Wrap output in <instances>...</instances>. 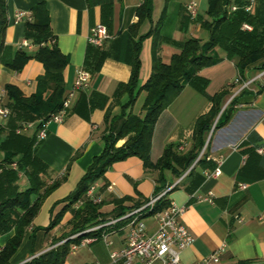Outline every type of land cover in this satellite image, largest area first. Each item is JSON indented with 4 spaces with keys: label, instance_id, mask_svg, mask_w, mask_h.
I'll return each instance as SVG.
<instances>
[{
    "label": "crops",
    "instance_id": "obj_1",
    "mask_svg": "<svg viewBox=\"0 0 264 264\" xmlns=\"http://www.w3.org/2000/svg\"><path fill=\"white\" fill-rule=\"evenodd\" d=\"M190 1L193 0H151V17L140 23L137 8L144 0H7L9 23L6 44L9 48L4 58L10 60L20 48L28 51L35 49V46L31 49L22 46L26 39V22L32 19V15L31 18L26 15L23 20L16 21L15 12L18 9L31 12L34 5L45 2L55 43L69 60L63 73L67 95L73 88L78 71L85 68L91 28L103 23L110 34L102 47L107 53L106 58L100 68L91 73L89 87L75 93L63 121L50 122L48 135L40 142L41 120L34 122V126L23 133L31 137L36 135L33 154L44 169L34 174L44 185L40 193L49 186L57 185L44 198L10 264H24L66 241H70V253L62 264H105L111 260L113 251L125 247L128 220L114 227L86 232L98 233L94 242H84L92 235L78 239L79 233L73 232L76 220L74 209L78 207L75 204V208H65L68 204L66 198L75 191L94 159L103 153V135L107 126L114 121L117 125L121 123L119 116L129 95L124 94L118 100L116 93L120 84L127 83L131 78L134 41L153 31L143 39L140 51L139 81L143 85L152 73L157 39L160 40L158 55L166 63L170 62L173 54L181 51V44L187 39L209 40V32L202 26L203 20L213 19L207 14L209 0H194L198 2L195 20H190L186 10ZM212 53L219 61L198 72L201 78L207 80L204 89L187 83L181 94L159 116L154 128L151 160L156 162L171 142L180 143L182 152L189 150L193 144L195 122L210 110L211 98L236 83L237 86L230 88L232 94L222 102L219 114L238 95V101L232 105L230 121L216 130L214 125L213 131L211 129L208 134L207 161L197 165L191 176L186 172L175 179L170 171H166L171 184L181 179L166 197L170 203L186 206L182 222L193 235L194 242L181 252L184 264H196L222 246L224 252L216 264H264V71L249 70L246 76L251 82L247 91L239 95L247 82L240 84L242 77L237 58L231 57L221 46L214 48ZM45 72L43 63L36 59L28 61L21 72L0 62L3 103H9L8 84L16 85L31 95L37 91L38 78ZM140 95L145 98L146 92ZM133 109L134 106L127 112H134ZM141 113L140 109L137 114ZM10 122L9 117L0 120V162L14 147L10 142ZM124 142L125 139L120 140L117 146ZM21 157L20 154L13 159L18 161ZM218 166L221 173L214 175ZM26 168L29 171L35 169L32 165ZM157 176L158 171L146 169L144 161L138 156L112 164L101 178V183H94V193L102 198L103 203L92 227L99 225L100 220L117 218L122 211L117 207V199H125L122 204L125 212L131 211L135 203L150 199L154 195ZM16 185L20 191L31 187V178L25 170L19 171ZM39 194H33L32 200H36ZM210 195L212 201L205 199ZM59 213L61 219L58 224L47 230ZM143 221L150 232L157 229L155 217L148 216ZM15 233L14 227L6 232L0 230V251ZM104 233H109L111 244L102 238ZM132 264L146 263L136 260Z\"/></svg>",
    "mask_w": 264,
    "mask_h": 264
},
{
    "label": "trees",
    "instance_id": "obj_2",
    "mask_svg": "<svg viewBox=\"0 0 264 264\" xmlns=\"http://www.w3.org/2000/svg\"><path fill=\"white\" fill-rule=\"evenodd\" d=\"M249 3V0H209L207 14L213 19L202 21L203 28L209 32V40L202 42L200 38L196 37L187 39L181 44V51L173 54L168 63L158 55L160 40L157 39L154 45L152 73L143 85L139 81L140 51L143 39L150 36L153 31H149L134 41L131 78L127 83L120 84L116 93L118 100L124 94L129 95V100L122 107V113L119 116L121 123L117 125L114 121L107 126L103 135V153L94 159L75 191L66 198L68 204L65 205V208L74 207L75 204L77 206L79 200L85 199L90 186L103 178L112 164L130 156L140 157L144 161L146 169L158 171L154 195H158L171 184L165 175L166 171H170L175 179L182 177L186 172L191 176L197 165H203L207 161L208 134L214 125V130H216L230 121L232 105L238 101V95L231 100L220 116L219 114L222 110V102L232 94L230 88L237 86L236 83L211 98L212 107L208 112L200 115L195 122L193 144L189 150L182 152L179 149L180 143L171 142L166 145L162 156L153 162L151 147L154 128L161 113L181 94L187 83L204 89L207 80L201 78L198 72L203 67L214 65L219 61V58L212 53L217 46L225 48L231 57L237 58V66L242 77L240 84L248 80L246 74L249 70L264 71V0H257L252 11H246L245 7ZM232 6H236V10H232L230 8ZM151 9V0H144L142 5L137 8L140 23L143 19L151 17ZM31 13L32 19L26 22L25 38L32 41L35 49L28 51L25 48H20L15 52L13 58L6 60L4 53L9 48L6 44V30L9 23L8 2L0 0V62L5 63L16 72H21L28 61L36 59L43 63L46 71L43 76L38 78L37 91L31 95H27L13 84H8L6 87L9 95V103L6 105L11 108L9 116L11 121L10 142L14 147L0 162V230L6 232L14 227L16 233L1 249L0 264H10V259L20 247L26 229L33 223L44 198L57 185L49 186L40 193V189L44 185L38 181V177L34 174L42 172L44 169L37 163L36 156L33 154L36 135L31 137L23 134L26 131L17 133V129L23 123L43 121L58 112L67 97L63 73L69 60L56 43L52 45L47 43L54 39V35L45 2L34 5ZM188 15L190 20H195L198 16L192 18L190 14ZM244 23H249L253 29L244 30L242 28ZM138 25L139 23L136 24V26ZM102 47L89 44L85 68L91 73L100 68L107 56ZM245 91H247V86L240 91L239 95ZM142 92H146L141 107L142 113L137 114L132 110L127 112L128 108L135 105ZM41 125L40 123L39 128ZM122 139H125V142L121 146H117ZM205 146L206 150L200 156ZM20 154L22 155L20 160L14 161L13 158ZM13 162L18 164L17 169L11 166ZM195 162L196 164L193 166ZM30 165L35 168L34 171L25 169ZM22 170L29 174L31 187L20 191L16 180L19 171ZM33 194H39L34 201L31 198ZM124 201L125 199L116 200L117 207L122 210L116 217L128 212H125L122 207ZM148 201L149 199H146L143 202L135 203L131 210L141 207ZM102 203L103 200L100 203L86 200L83 207L77 206V209L74 207L76 220L73 223V232L80 233L78 239H83L88 235H98V233H85L84 231L96 224L93 221L98 219ZM169 205L167 197H162L153 210L147 214V217L166 209ZM60 219L61 213L52 220L47 230L56 226ZM104 221L100 220L98 224ZM70 246V241H66L24 264H62L70 253Z\"/></svg>",
    "mask_w": 264,
    "mask_h": 264
},
{
    "label": "built area",
    "instance_id": "obj_3",
    "mask_svg": "<svg viewBox=\"0 0 264 264\" xmlns=\"http://www.w3.org/2000/svg\"><path fill=\"white\" fill-rule=\"evenodd\" d=\"M257 0H249V4L245 7L246 11H252L254 4ZM232 10H236V6L230 7ZM187 13L195 18L198 15V2L190 1L186 4ZM26 15L31 18L32 13L22 9H18L15 12V20L21 21ZM244 30H252L253 27L249 23H244ZM110 38L108 27L103 23H97L91 28L88 42L91 45L101 47L106 39ZM55 39H51L50 45L54 44ZM45 44V43H43ZM23 47L33 48L34 44L28 39H25L22 43ZM91 79V72L82 68L78 71L77 79L73 85L72 90L67 95L64 100L63 107L56 113H53L48 119L41 121V128L38 133V139L43 140L48 135V124L52 121L61 122L63 121L65 115L68 113L72 98L76 92L80 90H85L89 87ZM250 84L248 82L246 85ZM11 115V108L3 103L2 95L0 93V120L6 119ZM34 123L28 122L23 123L21 127L17 129V133H22L31 129ZM183 149V147H181ZM11 166L14 169L18 168V164L13 162ZM221 173L220 167L218 166L214 175H219ZM181 180V179H180ZM180 180L176 183L169 185L166 189L160 192L158 195H153L148 202H146L141 207L135 208L125 215L117 218H112L108 221H104L101 224L90 227L84 232H94L100 228L114 227L119 222L123 220H128L129 233L127 236V243L125 247L118 251H113L111 254V260L105 264H132L136 260H141L146 264H184L181 260V252L185 248L192 245L194 242V237L188 230V228L182 222V216L186 210V206L177 205L171 202L169 207L166 209L154 213L152 216L157 220V229L150 232L148 226L145 224L143 219L147 217L156 203L164 196L168 194L174 187H176ZM96 185L92 184L88 189L85 199L78 201L77 206H82L86 200H91L95 203L102 202V198L95 195ZM212 201L211 195L208 198ZM80 234V233H79ZM102 238L107 244H111L109 240V233H104ZM98 239L97 236H91L84 239L85 243H91ZM224 252V246L215 250L209 256L198 261L196 264H216L222 253ZM93 264H103L100 262H95Z\"/></svg>",
    "mask_w": 264,
    "mask_h": 264
},
{
    "label": "rangeland",
    "instance_id": "obj_4",
    "mask_svg": "<svg viewBox=\"0 0 264 264\" xmlns=\"http://www.w3.org/2000/svg\"><path fill=\"white\" fill-rule=\"evenodd\" d=\"M170 18H171V16H170ZM169 18V19H170ZM245 82H247L248 83V81H245ZM249 82H251V81H249ZM244 83V82H243ZM249 85V84H248ZM248 85H246V86H248ZM144 100V96L143 95H140L139 97H138V99H137V101H136V103H135V105H134V112L135 113H138L139 112V110L141 109V107H142V105H143V101ZM99 183H101V179L98 181Z\"/></svg>",
    "mask_w": 264,
    "mask_h": 264
},
{
    "label": "water",
    "instance_id": "obj_5",
    "mask_svg": "<svg viewBox=\"0 0 264 264\" xmlns=\"http://www.w3.org/2000/svg\"><path fill=\"white\" fill-rule=\"evenodd\" d=\"M212 131H213V129H212ZM212 131H211V132H212ZM211 135H212V134H210V136H211Z\"/></svg>",
    "mask_w": 264,
    "mask_h": 264
}]
</instances>
